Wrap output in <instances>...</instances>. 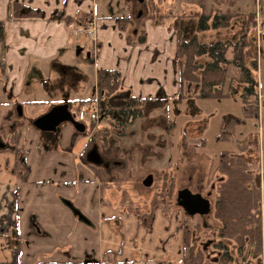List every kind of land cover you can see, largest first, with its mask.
Segmentation results:
<instances>
[{
    "label": "crops",
    "instance_id": "crops-1",
    "mask_svg": "<svg viewBox=\"0 0 264 264\" xmlns=\"http://www.w3.org/2000/svg\"><path fill=\"white\" fill-rule=\"evenodd\" d=\"M12 1L0 0V106L10 102L0 118L12 104L21 110L44 103L49 107L43 113L66 103L73 112V99L95 97L96 71L102 68L116 69L120 85L136 97L176 92L170 19L144 16L132 29H142L143 41L128 42L131 0H15L42 11L21 17L12 16ZM256 6L255 12L264 14V0ZM55 10L73 20L51 18ZM88 20L93 38L80 30ZM47 75L64 79L48 82ZM35 91L46 97L34 98ZM39 132L20 126L16 148L26 169L23 180L13 171L18 153L0 148V264H179L177 223H161L156 212L147 224L143 214L107 196L112 185L82 156L89 133L85 123L81 131L62 121L48 136Z\"/></svg>",
    "mask_w": 264,
    "mask_h": 264
},
{
    "label": "trees",
    "instance_id": "trees-1",
    "mask_svg": "<svg viewBox=\"0 0 264 264\" xmlns=\"http://www.w3.org/2000/svg\"><path fill=\"white\" fill-rule=\"evenodd\" d=\"M146 1L149 4L146 17L163 21L170 17L174 28L176 45L172 65L177 75L176 92L171 96L157 92L152 97H136L120 85L116 69L102 68L96 71L95 97L73 99L70 103L76 113L83 105L93 102L102 125L93 127L94 122H88L89 133L85 148L94 146L103 162L98 165L87 162L102 182L111 185L131 171L130 152L126 150L121 138L131 136L134 130H126V126L143 118L149 109L161 107L168 118V129L174 127V119L170 117L168 109V101L171 99L215 98L228 94L229 91H240L242 98L251 95L257 101V67L259 60H264V36L256 47L254 33L257 21L254 10L245 13L232 10L230 6L236 0H211L208 7L206 0H188L187 2L195 5L194 8L188 12L170 14L168 11L158 10L156 0ZM11 13L14 17L42 15L40 9L25 6L15 0L11 2ZM240 15L244 16L240 33L227 37L225 32ZM184 17L194 20L188 34L184 33L179 22ZM51 18H63L66 23L73 20L63 16L60 10L53 11ZM119 25L122 27L121 23ZM126 35L128 42H141L144 39L142 29L137 32L127 31ZM2 38L3 22L0 20V41ZM88 57L84 56L83 59L87 60ZM229 66H233L237 73L227 74ZM225 84L226 93L223 90ZM6 118L9 119V115ZM3 119L4 116L0 118ZM11 149L18 153L13 171L17 173L19 180H23L26 173L23 157L19 156L18 148ZM241 150L242 144L235 149L222 150L212 163L209 160L208 168L212 170L211 173L221 175L214 183L212 209L218 222L214 243L219 249L218 255L207 259L202 248L195 240H191L189 229L180 227L183 254L179 264H227L233 259L227 240L233 242L239 259H243L246 254L261 255V183L259 176L250 171L248 163L241 157Z\"/></svg>",
    "mask_w": 264,
    "mask_h": 264
},
{
    "label": "rangeland",
    "instance_id": "rangeland-1",
    "mask_svg": "<svg viewBox=\"0 0 264 264\" xmlns=\"http://www.w3.org/2000/svg\"><path fill=\"white\" fill-rule=\"evenodd\" d=\"M187 1L156 0V6L160 11L178 14L188 12L195 7ZM210 1L206 0V7L209 6ZM131 3L132 21L127 27L129 32L133 27L139 28V23L149 8L146 0H131ZM257 3L258 0H236L230 8L242 13L251 10L257 12L259 11ZM256 12L257 26L254 34L256 47H258L264 36V14ZM243 18L244 16L240 15L234 23L232 22L229 30L225 32L227 37L237 36L240 33ZM167 19L169 20L170 17ZM193 21L186 17L179 19L185 34H188L192 28ZM83 53L86 54L87 51L83 50ZM63 68L70 67L65 65ZM228 73L236 74L237 72L233 66H229ZM257 76L256 102L251 95H245L242 98L240 91L233 93L229 91L228 94L215 98L171 99L168 101V109L170 117L174 119V127L167 129L168 118L161 107L149 109L143 118L128 124L126 130H134L133 134L129 137L123 136L121 140L126 150L130 152L131 171L125 173L124 178L117 180V183L108 189L107 196L115 203H123L125 204L122 205L123 207L128 206L137 214H143L147 224H151L153 215L158 212L161 214L159 220L161 223H177L179 230L186 227L189 229L191 240H195L202 248L205 257L213 259L219 253V249L214 245L218 226L212 212L215 196L214 183L221 175L217 172L211 173L212 170L208 168L209 160L211 159L212 163L222 150L235 149L242 144L241 157L248 163L250 171L260 178L263 248L260 256L246 254L243 259H239L233 242L227 240L228 249L233 255V259L227 264H264V60L258 62ZM50 78L52 81L59 82L64 79V76H44L45 81H51ZM2 79L1 71L0 80ZM226 88L225 84L224 93L227 92ZM33 97L38 99V97L46 96L35 91ZM9 105L10 102L1 104L0 116L3 107H9ZM48 107L44 103H38V105L25 106L18 111L15 104L10 106V110L7 111L9 119L3 114L5 119L0 120V139L7 143L6 150L17 147L16 138L19 137L20 126L25 124L33 129L36 128L32 125L34 119L32 116L42 114V111ZM70 107L73 110V106L70 105ZM83 123L87 128L88 121ZM100 125L102 122L96 120L93 127ZM39 131L43 136L49 135L48 130ZM88 148L90 147L83 152V158H86ZM102 162L101 157V164ZM147 174H151V182L144 185L142 180ZM181 188H187L206 197L209 200V211L206 213L186 211L178 203L176 196Z\"/></svg>",
    "mask_w": 264,
    "mask_h": 264
},
{
    "label": "water",
    "instance_id": "water-1",
    "mask_svg": "<svg viewBox=\"0 0 264 264\" xmlns=\"http://www.w3.org/2000/svg\"><path fill=\"white\" fill-rule=\"evenodd\" d=\"M141 1V0H139ZM140 13L139 11L137 12ZM87 55V53H86ZM19 111V107H18ZM62 121H68L74 129L81 131L84 124L74 119L66 103L52 105L47 111L36 116L32 120V125L39 130H54L56 125ZM5 147V142L0 139V148ZM86 159L92 163H100L101 157L94 146L87 150ZM151 182V174H147L142 183L148 185ZM178 203L188 212L206 213L209 210V201L198 193H191L187 188H181L176 193Z\"/></svg>",
    "mask_w": 264,
    "mask_h": 264
},
{
    "label": "built area",
    "instance_id": "built-area-1",
    "mask_svg": "<svg viewBox=\"0 0 264 264\" xmlns=\"http://www.w3.org/2000/svg\"><path fill=\"white\" fill-rule=\"evenodd\" d=\"M80 30L84 31L90 38L94 36V25L92 20H88L86 25L83 26ZM77 119L79 120H92L95 121L98 118V114L95 109L91 108L90 106H83L81 107L77 114Z\"/></svg>",
    "mask_w": 264,
    "mask_h": 264
},
{
    "label": "flooded vegetation",
    "instance_id": "flooded-vegetation-1",
    "mask_svg": "<svg viewBox=\"0 0 264 264\" xmlns=\"http://www.w3.org/2000/svg\"><path fill=\"white\" fill-rule=\"evenodd\" d=\"M191 193H194V192H192V191H190ZM206 198V197H205ZM209 201V200H208Z\"/></svg>",
    "mask_w": 264,
    "mask_h": 264
}]
</instances>
